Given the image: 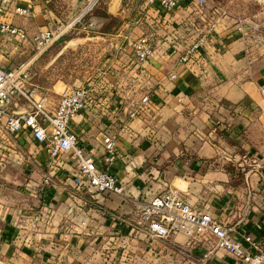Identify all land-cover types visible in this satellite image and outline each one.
<instances>
[{
  "label": "crops",
  "instance_id": "0c3cea01",
  "mask_svg": "<svg viewBox=\"0 0 264 264\" xmlns=\"http://www.w3.org/2000/svg\"><path fill=\"white\" fill-rule=\"evenodd\" d=\"M19 3L29 4L32 14L10 20L29 40L0 36L2 67L24 62L36 48V34L70 24L66 46L101 38L110 53L125 57V66L133 59L149 71L155 109L132 118L137 109L132 108L112 131L108 112L99 108L102 99L94 94L92 105L72 122L81 145L101 167L107 138H116L118 155L109 171L124 186L122 193L82 186L69 153L52 163L45 145L28 133L2 134L1 259L9 264H232L233 255L216 247L213 238L182 232L153 237L146 223H137L144 204L168 185L177 186L196 210L210 211L230 227L234 239L250 234L264 247V29L255 21L262 24L264 18L246 14L247 23L239 22L238 1L230 0L229 16L221 17L214 35L186 63L180 56L207 31L211 8L200 13L187 2L167 15L146 0H97L82 25L91 0ZM159 12L164 18H157ZM91 20L95 26L83 29ZM179 29L191 30L182 45L175 40ZM142 36L152 39L155 50L146 62L138 60L134 48ZM28 110L24 98L10 102V113ZM35 211L44 214L37 229L18 225L20 212Z\"/></svg>",
  "mask_w": 264,
  "mask_h": 264
},
{
  "label": "built area",
  "instance_id": "2783aa9c",
  "mask_svg": "<svg viewBox=\"0 0 264 264\" xmlns=\"http://www.w3.org/2000/svg\"><path fill=\"white\" fill-rule=\"evenodd\" d=\"M19 2L20 0H0V36L24 42L29 40L27 31L14 24L10 18L14 15L29 16L32 14V9L29 4L21 5ZM146 2L148 5L157 6L167 15L187 2H194L195 8L200 13H203L208 5V0H146ZM222 16L224 15L219 9L214 10V16L208 24L207 31L184 49L180 56L182 62H193L196 54L208 42V38L216 32ZM95 23L91 20L84 24L83 29H91ZM70 27L73 26L59 25L33 36L32 41L39 50L37 56L61 39ZM134 48L140 62L148 61L155 51L153 41L148 36L139 38L134 43ZM34 59L9 69L0 65V144L2 134L17 136L28 133L33 141L45 145L52 163L57 162L65 153L71 154L75 160L77 182H84L97 192L122 193L124 186L119 178L109 171V167L114 164L118 155L116 138L113 136L107 138L105 167H101L81 145L78 134L72 126V122L81 110L92 105L95 99L93 89L84 85L66 86L61 92L57 106L50 109L48 102L46 103L47 97L36 100L33 95L35 89L28 87L32 79L31 66ZM18 98H24L30 105V110L10 113V102ZM262 101L264 104V88ZM154 102L152 95L145 94L141 98L139 109L131 111L130 116L137 117L140 109L151 106ZM45 182H49V179L46 178ZM43 220L42 211L18 214V225L23 228L37 229ZM137 223H146L147 232L153 237H167L173 233L182 232L189 237L213 238L216 247L233 255L232 264H264V247L252 235L246 234L244 240L234 239L230 227L218 220L210 211L196 210L175 185H168L162 192L146 202ZM0 264L9 263L0 258Z\"/></svg>",
  "mask_w": 264,
  "mask_h": 264
},
{
  "label": "rangeland",
  "instance_id": "374dc122",
  "mask_svg": "<svg viewBox=\"0 0 264 264\" xmlns=\"http://www.w3.org/2000/svg\"><path fill=\"white\" fill-rule=\"evenodd\" d=\"M237 1V11L243 17L239 22L247 23L248 16L246 14L260 15L262 19L264 18V0ZM95 2L97 0H91V3L87 4L88 8L86 11L88 13L86 12L80 20L81 23L91 17V12L93 13L96 8ZM141 2L143 3L145 0H141ZM210 3L224 6L225 8H219V11L224 16H229L230 0H208L207 7L215 10L218 7H212ZM157 16V18H164L160 12ZM255 21L260 24V28L262 26L264 29L262 25L264 20H262V24L258 20ZM148 24L145 20L143 24L144 31H149L150 27ZM74 32V34L78 33V35L87 34L85 30H74ZM190 32L191 30L183 31V29H179V34L177 35L179 39L175 40L181 41L180 44L182 45V40H187ZM70 34L71 32L65 34L38 56L39 50L35 48L29 57L25 56L22 59L23 61H28L35 55L37 56L32 62V79L28 87L35 89L33 95L36 100L39 101L44 96L47 97L46 103L48 102L47 105L50 106V109H54L57 106L61 92L66 86L84 85L91 87L97 99H102L99 103L100 111L104 107V111L108 112L107 122L110 121V124H108L107 129L115 131L120 127V123L123 122L121 118L128 117L132 108L139 109L137 100L147 93L152 94L153 87L150 82L152 75L146 69L138 66L133 59L128 61V66H125V62H127H124L125 57L117 51L110 53L106 49V41L101 38L88 40L82 45L66 46L64 39L69 38ZM57 82H60L61 86L55 88ZM154 109L153 104L140 109L138 116H141L146 111H154ZM82 186L92 189L86 184Z\"/></svg>",
  "mask_w": 264,
  "mask_h": 264
},
{
  "label": "bare ground",
  "instance_id": "6f19581e",
  "mask_svg": "<svg viewBox=\"0 0 264 264\" xmlns=\"http://www.w3.org/2000/svg\"><path fill=\"white\" fill-rule=\"evenodd\" d=\"M35 57H36V55L30 61H32Z\"/></svg>",
  "mask_w": 264,
  "mask_h": 264
}]
</instances>
